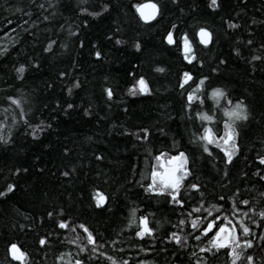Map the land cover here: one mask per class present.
Returning <instances> with one entry per match:
<instances>
[{
    "label": "trees",
    "instance_id": "16d2710c",
    "mask_svg": "<svg viewBox=\"0 0 264 264\" xmlns=\"http://www.w3.org/2000/svg\"><path fill=\"white\" fill-rule=\"evenodd\" d=\"M147 2L0 0V39L13 35L0 51V264L12 260L13 241L26 264H232L227 246L209 245L214 230L202 233L209 219L252 241L235 264L248 256L264 264V0H217L215 9L209 0H151L157 15L143 21L133 5ZM173 24L196 61L163 40ZM198 27L211 33L207 45ZM184 71L192 79L182 89ZM140 76L149 91H139ZM213 88L225 94L218 101ZM189 91L198 98L189 102ZM237 101L247 117L230 121L237 147L225 163L223 149L200 136L205 124L221 136L224 110ZM180 151L189 169L177 190L182 203L171 202V189L146 192L156 156ZM140 216L151 234H135Z\"/></svg>",
    "mask_w": 264,
    "mask_h": 264
},
{
    "label": "snow or ice",
    "instance_id": "6c2138e0",
    "mask_svg": "<svg viewBox=\"0 0 264 264\" xmlns=\"http://www.w3.org/2000/svg\"><path fill=\"white\" fill-rule=\"evenodd\" d=\"M136 9V11L140 15V19L143 21H149L152 20L154 16L157 15V5L155 3H152L151 0H148L147 3H138L133 5ZM219 5L217 3V0H209V7L215 9ZM108 7V4H104L101 11L106 9ZM81 11H86V9H81ZM97 13H93V15H96ZM235 26V25H230ZM176 28V25L173 24L171 28H169L166 32V35L163 36V40L167 42L169 45L176 44V46L182 51L183 58L185 61L192 63L197 60V57L195 56V53L193 52L192 48V42L189 41V36L187 33H182L179 37V39H174V29ZM196 36L199 37L200 44L207 45L209 43V39L211 36V33L207 30L206 27H198L196 33ZM117 43H120L119 40H117ZM135 47L139 48L140 44L137 43ZM96 56H100V52L95 53ZM23 65L20 66L17 71H22ZM162 71L163 69H158ZM215 71V70H214ZM61 75H64L61 73ZM192 79V74L189 71H184L181 74V78L179 80V86L183 89L186 85L188 80ZM206 77H201L200 81L197 82L193 80L192 82L195 84L196 89H200L203 85L204 81L206 80ZM137 85L139 87L140 92H147L149 91V85L146 81L145 77L140 76L137 79ZM107 95L109 97L112 96L111 89H105ZM129 91H132L130 88ZM135 94V93H133ZM211 95L214 99L217 101L220 97L224 96V92L220 88H213L211 89ZM194 98V93L189 91L187 95V99L189 102H191ZM9 100H13V103H19V99H13L12 97H9ZM71 107V105H69ZM225 115L229 117V121L224 122V132L221 136L216 137L213 133L212 129L208 127L207 124L203 126V134L200 136V139L207 144L215 143L218 147H221L224 151V156L226 157L225 163L228 161H231L232 156L234 154V151L237 147L235 136H236V129L231 123V120H240V119H246L247 113L245 111V105L241 101H237L234 105L231 106L230 109H225ZM199 117H202L205 121H211L214 119L213 116L208 115L206 113H199ZM2 126V125H0ZM204 151L208 152L209 149L207 146L204 147ZM161 155H164L163 153H160L156 156V160H160ZM258 161L261 164H264V156H258ZM187 161V157L183 151L178 152L174 156H170L168 159L167 166L162 162L161 168L163 171H157L155 167H153L151 176H152V183L147 184V187L145 188V191H153V192H165L168 189H171L172 191L169 193L172 196L173 203L181 204L182 201L177 198V190L180 186V182L184 179L186 175L189 174V169L185 167ZM259 171V169L257 170ZM67 175V173H64ZM261 179H264V176L261 177ZM13 187V185H9L8 189L10 190ZM191 188L197 189L199 186L196 183H192L190 185ZM0 195H4L3 192H0ZM95 198V197H94ZM103 194H99V198L96 199L97 205L103 203ZM240 203L247 204L248 201L244 200ZM134 211V210H133ZM49 216H52L53 213L49 212ZM259 215L261 217H264V210L260 211ZM227 219V217H224ZM219 219V217H217ZM133 221L130 220L129 223H132ZM255 222V221H253ZM181 223H184V221H181ZM207 226L203 227L201 229L202 233H208L209 229H213L215 232V235L212 236L211 240L208 242L210 246H213L217 249L223 248L227 246L228 255L231 256L232 264H235L236 260L239 259L241 256L242 249L240 248V245L243 244L245 247H249L252 244L251 240H239L237 238L236 229L235 228H229L226 229L224 224H220L219 228H214L213 222L211 219L206 221ZM58 225L60 228H64L68 225V221L64 219L58 220ZM139 230L135 233L137 236H142L145 234H151L153 229L148 226L147 218L144 216L139 217ZM193 226H196V221H193ZM80 228L84 229V232L87 233V241L89 244L93 243V234L88 230V228L84 224L79 225ZM239 228L242 229L243 233H248L249 228L243 224L242 222L239 224ZM264 235V233H262ZM171 238L175 239L177 243H180L181 238L177 235L170 234ZM199 239V237H197ZM46 238L44 236H41L39 239V243L41 245L46 244ZM81 250L83 251L84 248L81 246ZM95 250V249H93ZM7 254L12 258L11 261L8 262V264H12V261H19L20 264H26L27 261V254L26 252L22 251L18 244L16 242H10L7 244ZM111 259V257H110ZM253 258L251 256H248L249 264H252ZM75 264H81V261L77 259L75 261ZM113 264H115V261H113ZM143 264V262H141ZM199 264V262H198Z\"/></svg>",
    "mask_w": 264,
    "mask_h": 264
},
{
    "label": "rangeland",
    "instance_id": "374dc122",
    "mask_svg": "<svg viewBox=\"0 0 264 264\" xmlns=\"http://www.w3.org/2000/svg\"><path fill=\"white\" fill-rule=\"evenodd\" d=\"M12 36L13 35H6L4 37H1V39H0V51L3 50L4 48H6L8 46V44L12 41V39H13V38H11ZM168 159H169V156H167L165 154L161 155L160 160L159 161L156 160L153 167H155L157 171H163V169L161 168V163L163 162L165 164V166H167ZM225 222H227V221L225 220ZM214 235H215V233H214ZM73 239L75 240L76 237H73Z\"/></svg>",
    "mask_w": 264,
    "mask_h": 264
},
{
    "label": "bare ground",
    "instance_id": "6f19581e",
    "mask_svg": "<svg viewBox=\"0 0 264 264\" xmlns=\"http://www.w3.org/2000/svg\"><path fill=\"white\" fill-rule=\"evenodd\" d=\"M153 18H154V17H153ZM74 234H75V236H77L78 232H77V231H74Z\"/></svg>",
    "mask_w": 264,
    "mask_h": 264
}]
</instances>
